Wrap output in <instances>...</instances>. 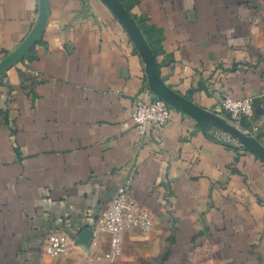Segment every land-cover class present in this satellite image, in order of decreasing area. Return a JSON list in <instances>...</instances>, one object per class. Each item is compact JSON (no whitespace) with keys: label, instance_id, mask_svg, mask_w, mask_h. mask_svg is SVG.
I'll return each instance as SVG.
<instances>
[{"label":"crops","instance_id":"0c3cea01","mask_svg":"<svg viewBox=\"0 0 264 264\" xmlns=\"http://www.w3.org/2000/svg\"><path fill=\"white\" fill-rule=\"evenodd\" d=\"M0 0V264H264V162L171 107L138 133L130 112L154 96L145 63L102 0ZM165 85L228 116L221 97H253L232 129L264 146V0H120ZM119 186L153 219L104 257L96 226ZM68 240L44 251L45 237Z\"/></svg>","mask_w":264,"mask_h":264},{"label":"built area","instance_id":"2783aa9c","mask_svg":"<svg viewBox=\"0 0 264 264\" xmlns=\"http://www.w3.org/2000/svg\"><path fill=\"white\" fill-rule=\"evenodd\" d=\"M219 106L237 123L243 117H252L255 111L254 99L250 96L233 98L225 95L220 98ZM170 110L171 107L165 101L153 97L137 103L130 112V117L138 133L143 135L151 127L165 126L170 119ZM96 226L109 235V249L104 257L112 260L121 254L124 230L132 228L150 230L153 227V219L148 211L136 204L124 186H119L107 207L97 218ZM44 243V251L49 255L65 253L69 245L66 238L56 233L48 234Z\"/></svg>","mask_w":264,"mask_h":264},{"label":"water","instance_id":"95a60500","mask_svg":"<svg viewBox=\"0 0 264 264\" xmlns=\"http://www.w3.org/2000/svg\"><path fill=\"white\" fill-rule=\"evenodd\" d=\"M47 1L48 0L39 1L40 19L35 24L30 37L20 47V53L26 51L42 32L45 24L44 20L46 18ZM102 2L111 10V12L124 26L133 44L141 55L143 62L145 63L148 86L155 97L162 99L170 107L192 116L204 125L213 127L216 126L218 129L222 130H226L225 128L228 127L229 130H226V134L223 135L225 138H228L238 143L239 145H242L264 162V146L252 140L249 133H242L232 129V127H230L229 125V122L224 121L220 116L196 105L186 97L182 96L172 88L165 85L158 75L153 51L130 11L123 5L120 0H102ZM6 62L7 60L0 62V71L3 69ZM229 121L231 124L233 123L232 120Z\"/></svg>","mask_w":264,"mask_h":264},{"label":"rangeland","instance_id":"374dc122","mask_svg":"<svg viewBox=\"0 0 264 264\" xmlns=\"http://www.w3.org/2000/svg\"><path fill=\"white\" fill-rule=\"evenodd\" d=\"M219 116H220L221 118H223L224 121L229 122V124H231L230 121H229V120H231V119L229 118V116H226L225 114H222V113H220ZM232 122H234V121H232Z\"/></svg>","mask_w":264,"mask_h":264},{"label":"bare ground","instance_id":"6f19581e","mask_svg":"<svg viewBox=\"0 0 264 264\" xmlns=\"http://www.w3.org/2000/svg\"><path fill=\"white\" fill-rule=\"evenodd\" d=\"M225 129H226V130H229V128H228V127H226Z\"/></svg>","mask_w":264,"mask_h":264}]
</instances>
